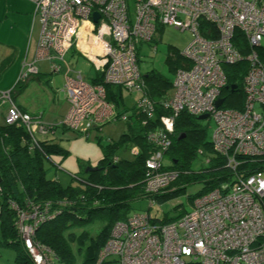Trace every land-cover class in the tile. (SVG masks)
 <instances>
[{
  "label": "built area",
  "instance_id": "built-area-1",
  "mask_svg": "<svg viewBox=\"0 0 264 264\" xmlns=\"http://www.w3.org/2000/svg\"><path fill=\"white\" fill-rule=\"evenodd\" d=\"M29 1L41 29L34 61H23L18 84L38 73L35 64L40 60L48 63L51 74L63 67L71 71L65 57L76 47L102 73L104 84L139 93L143 84L137 45L151 43L166 25L192 34L179 52L185 66L175 72L173 93L163 104L170 115L160 119V132L149 135L156 150L145 162L146 194L163 192L176 178L175 172L162 170V152L169 148L174 120L183 112L213 119L212 149L231 171L237 169L238 157L264 158V64L258 56L264 51V0ZM93 14L98 15L96 23ZM236 35L246 44V54L234 45ZM242 61L247 63L242 106L229 109L222 95L227 87L223 67ZM63 91L69 106L60 124L65 129L89 138L95 128L118 119L103 86L85 82L79 73L65 77ZM10 93L0 97L1 104L10 105L7 123L20 122L32 133H44L17 109ZM219 99L224 101L216 107ZM137 106L151 116L146 99L139 98ZM45 220L36 213L19 218V235L33 264H55L51 251L32 241L38 223ZM110 258L118 264H264V173L222 183L165 225L151 223L144 213L131 214L114 224L95 264Z\"/></svg>",
  "mask_w": 264,
  "mask_h": 264
},
{
  "label": "trees",
  "instance_id": "trees-1",
  "mask_svg": "<svg viewBox=\"0 0 264 264\" xmlns=\"http://www.w3.org/2000/svg\"><path fill=\"white\" fill-rule=\"evenodd\" d=\"M235 39L234 45L246 54L247 46L240 35H236ZM258 56L264 64V51H259ZM166 64L174 74L185 66L179 52L172 47H169ZM2 66L4 68V64ZM246 69V61L223 67L226 86H235L232 92L227 87L222 91L226 108H241ZM141 76L143 85L139 94L140 98L152 105L150 117L137 106V102L133 108L126 109L122 95L124 91L104 84L102 73L99 72L90 83L103 86L105 99L113 105L117 118L125 117L123 121L126 122L127 132L116 143L107 140L101 145L100 138H97L102 149V158L96 166L98 170L83 171L80 176L74 177V183L67 186H62L57 179L46 177L45 163L51 161L52 155L61 152L49 134L55 126L38 125L46 131L32 133L20 122L0 124V224L4 234L13 238L7 244L16 251L17 264H33L19 235L21 215L30 217L36 213L39 217L46 216L44 222L38 223L32 241L51 251L55 264H95L114 224L134 214L129 212L130 201L146 198L151 202H167L183 192L187 185L202 184L200 190L188 196L194 202L197 197L222 183L234 181L236 176L245 178L264 172V158L244 157L236 159L237 169L231 171L226 166V159L213 151L211 140L207 139L206 127L201 126L196 117L183 112L174 120L173 133L168 137L169 148L162 152V170L175 172L176 178L163 192L146 194L145 162L156 150L149 141V135L160 132V119L170 115L163 104L170 97L172 83L155 71ZM18 85L16 82L10 89L11 95ZM94 130H100V127ZM120 148L135 150L136 154H132L131 160L121 159L115 155ZM199 154H205L203 164L193 171L190 166ZM164 157H168V164L163 163ZM170 188L174 190L164 193ZM185 213L171 219H149L151 223L165 225ZM96 222H102L104 226L93 236L87 228Z\"/></svg>",
  "mask_w": 264,
  "mask_h": 264
},
{
  "label": "rangeland",
  "instance_id": "rangeland-1",
  "mask_svg": "<svg viewBox=\"0 0 264 264\" xmlns=\"http://www.w3.org/2000/svg\"><path fill=\"white\" fill-rule=\"evenodd\" d=\"M129 6L130 8L132 7L131 4ZM191 40L192 34L188 31H180L170 25L158 29L151 43L137 45L138 69L140 74L145 76L147 73L155 71L173 84L175 74L166 64L169 47L181 52L188 46ZM31 46L30 55H34L31 56L32 58L30 57L31 59L29 58L30 60H26V64H32L34 61L37 43ZM65 58L66 61L69 62L70 54L66 55ZM74 58H76L78 63L76 71H81L80 73L83 74L82 76L88 82V79L96 74L94 69L86 60L80 58L79 55L74 54ZM69 64L73 67V65L75 66V61H70ZM35 67L39 69L40 74L49 73V65L46 61H38ZM88 71L90 76L86 77L84 74H87L86 72ZM16 72L17 71L0 72L1 77H3L1 86L4 85V88H9V86L15 82ZM19 75L20 71L18 77ZM57 76L59 78L55 77V85L50 82L45 83L46 77L41 75L32 76V78H30L31 76L27 77L24 81L19 83V85L25 84V91L21 95L20 100L27 104L28 109L34 114V117L28 114L30 119L33 120L34 118V121L38 122V125L55 126L53 132L49 134L53 143L58 145L61 152L58 153V155H52L51 161L45 163V168L47 169L46 177L50 180L57 179L62 186H67L72 182L74 183V177L80 176L86 169L95 168L102 158L100 144H105L107 140H111L112 143L118 142L120 136L127 132V126L126 122L121 119L114 120V116L111 122L100 126V130H93L87 139L78 136L72 130L65 129L60 124L69 106L63 91V78H61L60 75ZM7 91H9V89L5 92ZM3 92H0V97ZM172 93L173 87L170 88L169 95H172ZM122 95L123 103L128 110L133 108L140 98V94L136 91L131 93L123 92ZM0 105H6L3 109L5 112L4 118L7 119L10 113V105L1 104V102ZM198 122L201 126L206 127L207 139L210 141L215 127L213 119ZM97 138H100V144L97 143ZM115 155L126 160H131L133 158L131 151L126 148H120L115 151ZM204 156L205 154H199L197 156L190 166L193 171L198 170L203 164ZM163 160L164 164H168V157H164ZM201 187L202 184L187 185L183 192H180L175 198L167 202H151L146 198L130 201L129 212L147 214L151 221L163 220L164 218H176L184 211L189 212L192 210L193 200L188 198V196L194 195ZM171 188L164 193H169L174 190V188ZM103 226L104 223L96 222L88 227L87 231L93 236H96ZM12 240V237L4 234L3 227L0 224V264H17L15 261L16 251L7 244ZM109 260L110 261L106 264H118L115 258H110Z\"/></svg>",
  "mask_w": 264,
  "mask_h": 264
},
{
  "label": "crops",
  "instance_id": "crops-1",
  "mask_svg": "<svg viewBox=\"0 0 264 264\" xmlns=\"http://www.w3.org/2000/svg\"><path fill=\"white\" fill-rule=\"evenodd\" d=\"M40 29L41 24L39 19L33 16V5L29 0H0V71H17L15 82L19 71H21L22 62L30 60L32 58L31 56L34 55H30L31 45H35L37 43ZM82 37L85 38V34H83ZM68 54H70L69 62H72L73 60L75 61V66L73 65V67L72 65L70 66L67 61V67L71 71H66V68L63 67L59 73L51 75L50 71L48 74H40L39 69L37 68L39 75L46 77L45 83L50 82L54 84L55 77H58L57 75H60L61 78H63L64 83L66 76H73L77 73L82 76L83 74L80 73L81 71H76L78 63L76 58H74V54H77L80 58L86 60L96 73L88 79V82L82 76L85 82L90 84L95 78H97L99 71H96L94 65L90 62L86 55L80 52L76 47ZM3 64L4 68H2ZM86 73L87 74L84 75L89 77V71ZM2 78L3 77H1L0 74V92H5L7 89L10 90L14 87L15 82L9 86V88H4V85L1 86L3 81ZM24 86L25 84L18 85L11 97L16 107L34 117V114L28 109L27 104L20 100L21 95L25 91ZM5 106L6 105H0V124L4 122L7 123V119L4 118L5 112L3 108Z\"/></svg>",
  "mask_w": 264,
  "mask_h": 264
},
{
  "label": "water",
  "instance_id": "water-1",
  "mask_svg": "<svg viewBox=\"0 0 264 264\" xmlns=\"http://www.w3.org/2000/svg\"><path fill=\"white\" fill-rule=\"evenodd\" d=\"M92 19H93V22L96 23V21L98 20V15L97 14H93L92 16ZM229 88V87H227ZM230 92H232L234 89H235V86H231L230 88ZM224 99H219L217 102H216V107H220L221 104L223 103ZM208 119V115H202V116H199V117H196V120L197 121H204V120H207ZM183 137V135H182ZM98 168L95 167V168H88L85 170V172H92V171H97Z\"/></svg>",
  "mask_w": 264,
  "mask_h": 264
},
{
  "label": "bare ground",
  "instance_id": "bare-ground-1",
  "mask_svg": "<svg viewBox=\"0 0 264 264\" xmlns=\"http://www.w3.org/2000/svg\"><path fill=\"white\" fill-rule=\"evenodd\" d=\"M83 31H84V30L82 29V30H81V35H83Z\"/></svg>",
  "mask_w": 264,
  "mask_h": 264
}]
</instances>
